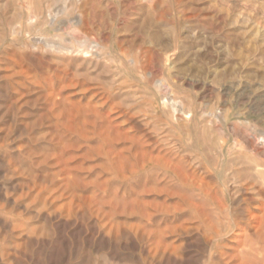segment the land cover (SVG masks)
Returning a JSON list of instances; mask_svg holds the SVG:
<instances>
[{"label": "rangeland", "instance_id": "obj_1", "mask_svg": "<svg viewBox=\"0 0 264 264\" xmlns=\"http://www.w3.org/2000/svg\"><path fill=\"white\" fill-rule=\"evenodd\" d=\"M0 264H264V0H0Z\"/></svg>", "mask_w": 264, "mask_h": 264}, {"label": "bare ground", "instance_id": "obj_2", "mask_svg": "<svg viewBox=\"0 0 264 264\" xmlns=\"http://www.w3.org/2000/svg\"><path fill=\"white\" fill-rule=\"evenodd\" d=\"M180 109V108H179ZM201 177V176H200ZM252 218H254L255 219V222H256V227H257V225H259V223H260V221H261V216H259V215H252L251 216ZM239 233V232H238ZM237 233V234H238ZM241 236V235H240Z\"/></svg>", "mask_w": 264, "mask_h": 264}]
</instances>
